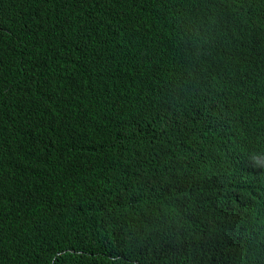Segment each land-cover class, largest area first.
<instances>
[{
  "label": "clouds",
  "instance_id": "1",
  "mask_svg": "<svg viewBox=\"0 0 264 264\" xmlns=\"http://www.w3.org/2000/svg\"><path fill=\"white\" fill-rule=\"evenodd\" d=\"M71 13L76 61H99L115 84L93 74H66L57 53L36 65L44 79L40 86H46L38 89L49 93L52 109L38 106L31 113L32 102L37 103L28 100L33 90L17 82L7 90L6 83L1 85L0 93L11 97L0 98L10 103L0 113L8 145L0 153V165L28 171L18 155L29 150L27 161L42 176L46 168L62 169L73 157H85L88 171L94 170L102 182L95 195L97 205L102 197L99 220L117 229L114 239L134 231L155 235L158 212L154 218L148 215L147 191L131 183L140 168L142 146L131 138L119 87L133 89L138 109L132 122L139 136L175 149L176 159L168 164L175 177L167 194L173 200L180 189L189 192L172 219L170 237L178 252L189 254L190 264H215L197 260L201 249L211 246L229 263L264 264V0H166L161 17L187 25L178 23L166 34L156 29L152 44L122 27L121 36L87 29L81 8L73 7ZM151 57L158 65L147 64ZM79 86L83 89L73 92ZM164 86H170L165 89L168 96L161 93ZM38 121L42 123L36 125ZM96 151L113 160L92 166L86 157ZM52 157L57 161L46 167L37 163ZM153 171L161 174L157 164ZM16 193L12 186L0 187V228L21 206L4 203ZM85 207L79 204L73 215ZM88 218L72 219L65 228ZM154 240L141 239L137 250ZM163 250H142L146 255L131 260L115 253L110 258L139 264L150 257L160 264L163 258L155 255L166 254Z\"/></svg>",
  "mask_w": 264,
  "mask_h": 264
},
{
  "label": "trees",
  "instance_id": "2",
  "mask_svg": "<svg viewBox=\"0 0 264 264\" xmlns=\"http://www.w3.org/2000/svg\"><path fill=\"white\" fill-rule=\"evenodd\" d=\"M165 1L0 0V86L6 83L4 90H7L12 86L9 83L17 82L33 90L35 94L30 93L28 100L32 102L35 99L37 103L32 102L29 109L31 113L35 114L38 106L43 111L52 109L54 105L49 93L38 89L46 86H40L44 79L37 73L36 65L43 63L48 55L55 58L57 53L62 54L58 59L66 74H93L107 84H115L99 61L87 62L85 65L76 61L70 26L74 17L71 13L72 8H81V20L87 29L95 32H112L121 36L122 27L126 31L133 30V35L135 33L142 35L152 44L156 38V29L166 34L178 23L182 26L187 25L185 21L172 23L161 17L160 11ZM110 16L114 17V21H109ZM124 44L123 42V47ZM47 48L50 49V53L47 52ZM66 54L69 57L65 56ZM147 64L153 67L158 65L153 57L147 60ZM170 86H164L161 93L168 96L165 89ZM82 89L83 87L79 86L73 89V92ZM119 93L130 116L131 138L142 146L140 168L134 174L131 183L141 185L147 191L148 215L154 218L158 212L157 228L155 230L147 228L154 230L155 235L145 231H134L129 237L126 233H119L114 239V234L118 233L117 229L105 226L99 220L102 197L99 198L97 205L95 195L102 182H98L94 170V173L88 171L85 157H73L68 166H63L62 169L55 167L54 170L46 168V172L38 176L40 172L36 173L27 161L26 154L29 150L25 153L23 149L18 156L25 162L28 171L16 167L6 169L0 165V187L12 186L18 191L16 194L8 195L4 203L21 205L16 208L15 216L0 228V264H129L125 261H112L110 255L120 254L128 256L131 260L136 256L146 255L142 250L155 247L163 248L166 253L155 255L163 258L164 261L161 260L160 264H190V255L180 254L170 237L172 219L177 210L183 207L185 198L189 197L186 189H180L173 200L167 194L175 177L173 171L168 172V164L176 159V156L172 155L175 149H169L159 142L142 140L132 122L138 109V92L119 87ZM1 97L9 99L11 94L3 92L0 93ZM4 106L8 107L10 103L0 100L2 114ZM41 123L42 121L35 122L36 125ZM241 127L242 123L238 129ZM27 134L33 137L34 132L28 131ZM120 141L121 139L119 143ZM7 147V138L0 128V153ZM178 151L181 155L182 150ZM79 152L85 156L84 150ZM86 159L92 161V166L113 160L99 151ZM56 161L52 157L37 163L46 167L48 163ZM156 164L161 171L159 175L153 171ZM109 169L112 170L110 167ZM60 170L63 174L49 175ZM106 174L107 172H104V175ZM59 180L63 183L59 184ZM172 190L174 191V188ZM79 204L86 205L85 209L79 216L73 215ZM84 216L89 218L84 222L76 221L65 228V223ZM134 227L136 226H128ZM150 236L155 240L141 243L144 247L138 251L139 241L141 239L147 241ZM61 251H66L64 256L59 253ZM201 251L197 257L199 262L238 264L229 263L211 246L202 248ZM138 263L158 264L150 257Z\"/></svg>",
  "mask_w": 264,
  "mask_h": 264
},
{
  "label": "bare ground",
  "instance_id": "3",
  "mask_svg": "<svg viewBox=\"0 0 264 264\" xmlns=\"http://www.w3.org/2000/svg\"><path fill=\"white\" fill-rule=\"evenodd\" d=\"M196 250V249H195ZM197 251V250H196Z\"/></svg>",
  "mask_w": 264,
  "mask_h": 264
}]
</instances>
